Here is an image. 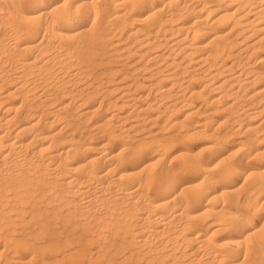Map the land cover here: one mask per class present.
Listing matches in <instances>:
<instances>
[{
  "label": "bare ground",
  "instance_id": "obj_1",
  "mask_svg": "<svg viewBox=\"0 0 264 264\" xmlns=\"http://www.w3.org/2000/svg\"><path fill=\"white\" fill-rule=\"evenodd\" d=\"M0 264H264V0H0Z\"/></svg>",
  "mask_w": 264,
  "mask_h": 264
},
{
  "label": "rangeland",
  "instance_id": "obj_2",
  "mask_svg": "<svg viewBox=\"0 0 264 264\" xmlns=\"http://www.w3.org/2000/svg\"><path fill=\"white\" fill-rule=\"evenodd\" d=\"M220 115V114H219ZM221 115H224L223 113ZM235 137H238V135H233L231 136V142H233L235 140Z\"/></svg>",
  "mask_w": 264,
  "mask_h": 264
}]
</instances>
